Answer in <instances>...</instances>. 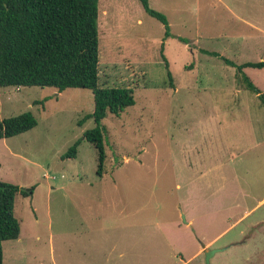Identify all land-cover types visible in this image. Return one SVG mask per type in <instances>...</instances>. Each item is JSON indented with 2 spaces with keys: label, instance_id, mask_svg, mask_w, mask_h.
Instances as JSON below:
<instances>
[{
  "label": "rangeland",
  "instance_id": "1",
  "mask_svg": "<svg viewBox=\"0 0 264 264\" xmlns=\"http://www.w3.org/2000/svg\"><path fill=\"white\" fill-rule=\"evenodd\" d=\"M148 2L166 16L169 37L137 0L98 3V84L132 89L135 100L118 117L108 113L102 120L101 177L97 150L83 139L95 124L79 123L93 112L90 90L0 88L1 119L30 112L37 121L32 130L0 140V182L31 192L15 196L20 234L2 243L3 264H205L206 244L223 249L209 264H264V205L237 222L263 190L260 151L233 159L250 192L241 207L227 199L214 204V193L201 189L183 164L199 162L200 139L218 135L212 123L219 118L227 147L250 132L264 141V124L227 126L238 111L235 90L256 107L254 120L259 95L245 89L235 68L203 53L237 65L264 61V0ZM243 74L264 94V70ZM78 140L76 158L63 160ZM229 157L223 153L222 161Z\"/></svg>",
  "mask_w": 264,
  "mask_h": 264
},
{
  "label": "trees",
  "instance_id": "2",
  "mask_svg": "<svg viewBox=\"0 0 264 264\" xmlns=\"http://www.w3.org/2000/svg\"><path fill=\"white\" fill-rule=\"evenodd\" d=\"M137 1L148 16L164 26V36L169 37L166 16L150 8L148 0ZM98 3L99 0H0V88H55L59 93L71 88L90 90L94 109L79 123L92 119L95 124L84 132L83 139L97 150V176L101 177L106 159L102 120L108 113L118 117L134 106L135 100L132 89L102 88L98 84ZM203 53L235 68L242 75L245 89L259 95L264 107V94L243 74L246 68L263 69L264 61L237 65L216 52ZM167 76L171 78L169 71ZM36 126L30 112L0 118V140ZM80 142L76 141L61 158L75 159ZM19 192L18 186L0 182V264L2 243L19 238L20 224L13 214Z\"/></svg>",
  "mask_w": 264,
  "mask_h": 264
},
{
  "label": "crops",
  "instance_id": "3",
  "mask_svg": "<svg viewBox=\"0 0 264 264\" xmlns=\"http://www.w3.org/2000/svg\"><path fill=\"white\" fill-rule=\"evenodd\" d=\"M258 70H264V68ZM247 77L249 78V76ZM257 88L262 93V90L259 87ZM240 94V90H235L233 93V96L235 97L233 104L237 106L238 111H235L234 109L235 118L233 120H230L228 124L226 123L227 126L233 125L237 128H249V126H253L252 124L255 123L264 124V119H262V117L264 116V108L261 106L259 99H256L258 100L260 107H257L259 110L255 111V114L253 115L256 119L254 120L251 119V116L254 112L253 110H255L256 107L250 105L249 97L243 100L240 98ZM214 122L215 123H212L214 124L212 134L216 132L218 133V135L208 137V143L205 137H203L202 140L200 139L198 148V153L200 154V157H198L199 162L190 163V161L186 159L184 160L183 164L185 165L186 170H188L190 175L192 174L196 176L198 178V182L202 183L205 186H203L201 189L214 193L215 196H212V198L214 199V204L219 203L223 205L222 202L227 199L228 201H231V205H234L235 207L240 206L238 202L243 203L244 199L249 197L248 194H250V192L242 186V184L245 183L242 181L237 166L233 165V163H235L233 162V159H235L234 161H236L239 158H243V156L254 157L253 154L258 150L260 151L261 157L264 158V141L253 139L250 132V137L246 136L242 142L240 141V139H237V137H235V140L231 142V146L227 147L226 138L221 137L222 135L220 128L222 119L219 118V120ZM185 152L186 148L183 147V154H185ZM223 153H225V158L226 154L230 153V160L228 159L227 163L222 161ZM206 155H209V157ZM225 158L224 161H226ZM171 162H173L174 164V157H172ZM248 171L249 170H247V172ZM223 173H225V175H228L227 178L223 176ZM209 176L214 177L212 179L213 181L208 178ZM262 189L263 190L261 191L260 188L257 195L254 194L253 196H251V201L253 202L251 206L252 209L244 211L237 219V222L249 217L254 209L264 205V186L262 187ZM185 224H188L187 218ZM208 246L209 245L206 244L203 248H205V250H208ZM203 248H201L197 253L200 254Z\"/></svg>",
  "mask_w": 264,
  "mask_h": 264
},
{
  "label": "water",
  "instance_id": "4",
  "mask_svg": "<svg viewBox=\"0 0 264 264\" xmlns=\"http://www.w3.org/2000/svg\"><path fill=\"white\" fill-rule=\"evenodd\" d=\"M20 191H22V192H28L29 194H31V192H29V191H26V190H24V189H20ZM185 221V220H184ZM186 223V222H185ZM223 249H220V250H218V249H216V250H206L205 251V264H209V261H210V258L215 254V253H217V252H220V251H222Z\"/></svg>",
  "mask_w": 264,
  "mask_h": 264
}]
</instances>
